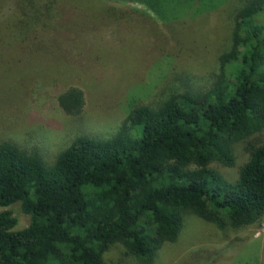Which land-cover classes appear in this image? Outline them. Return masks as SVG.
I'll return each mask as SVG.
<instances>
[{
  "label": "trees",
  "instance_id": "trees-1",
  "mask_svg": "<svg viewBox=\"0 0 264 264\" xmlns=\"http://www.w3.org/2000/svg\"><path fill=\"white\" fill-rule=\"evenodd\" d=\"M19 1V29L50 10ZM231 22L230 47L205 92L177 90L136 107L112 136L77 137L48 164L0 143V208L19 204L29 217L17 230L12 212H0V264H104L115 244L151 264L188 214L219 229L262 220L264 0H244ZM58 104L79 116L84 94L70 87ZM238 146L247 160L230 181L216 167H234Z\"/></svg>",
  "mask_w": 264,
  "mask_h": 264
},
{
  "label": "rangeland",
  "instance_id": "rangeland-1",
  "mask_svg": "<svg viewBox=\"0 0 264 264\" xmlns=\"http://www.w3.org/2000/svg\"><path fill=\"white\" fill-rule=\"evenodd\" d=\"M19 2L0 0V143L33 150L48 164L77 137L112 136L136 107H156L177 90L205 92L244 0H38L50 10L27 29L15 25ZM70 87L84 94L76 117L58 104ZM235 154L234 167H216L230 181L247 160L240 146ZM3 210L17 230L27 227L19 204ZM103 261L143 264L119 244ZM151 264H264V217L219 229L188 214L176 242Z\"/></svg>",
  "mask_w": 264,
  "mask_h": 264
}]
</instances>
